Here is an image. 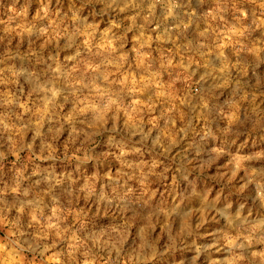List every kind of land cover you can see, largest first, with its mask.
<instances>
[{
    "label": "clouds",
    "instance_id": "obj_1",
    "mask_svg": "<svg viewBox=\"0 0 264 264\" xmlns=\"http://www.w3.org/2000/svg\"><path fill=\"white\" fill-rule=\"evenodd\" d=\"M0 264H264V0H0Z\"/></svg>",
    "mask_w": 264,
    "mask_h": 264
}]
</instances>
